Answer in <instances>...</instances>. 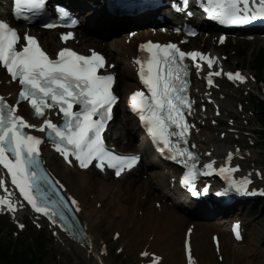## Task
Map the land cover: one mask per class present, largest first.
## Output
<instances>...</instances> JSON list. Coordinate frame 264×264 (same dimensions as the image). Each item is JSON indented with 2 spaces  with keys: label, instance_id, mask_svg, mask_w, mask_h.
Returning a JSON list of instances; mask_svg holds the SVG:
<instances>
[{
  "label": "snow or ice",
  "instance_id": "obj_1",
  "mask_svg": "<svg viewBox=\"0 0 264 264\" xmlns=\"http://www.w3.org/2000/svg\"><path fill=\"white\" fill-rule=\"evenodd\" d=\"M45 6L46 0H13V13L17 19L27 20L29 14H35ZM204 10L210 18L222 24H242L256 18L264 19V0H207ZM188 14L191 15L190 12ZM44 26L52 28L56 25L50 23ZM72 36L73 33L68 32L62 34L61 38L67 41ZM220 39L223 41L224 37ZM20 41L18 29L0 19V66L20 86L15 104L8 103L0 95V166L6 170L11 185L23 200L36 213L48 217L55 224L57 216L61 221H67L65 209L75 212L81 209L75 198L66 199L59 192L58 189H63L64 185L51 178L42 166V137L27 129L47 133L55 150L68 163H72L70 157H74L80 168L94 166L101 171L112 169L116 177L131 170L140 161V156L117 154L106 145L103 133L119 97L113 91L115 73L106 70L114 65H108L104 55L95 50L85 55L63 47L52 58L41 48L35 36L25 33L23 43ZM139 48L146 55L137 56L134 60L146 91L132 92L130 107L139 115L157 149L184 166L186 171L182 183L192 185L199 170L196 167L198 154L187 146L193 125L186 116L191 114L193 101L188 95L189 66L186 58L194 62L197 71L201 70L200 61L206 62L211 69L215 58L200 51H183L172 42L160 44L148 41ZM221 71L208 73L209 85L214 83L213 75L220 76ZM226 75L234 81L243 82L246 79L239 71L227 72ZM24 101L41 119L40 123H31L18 112ZM50 109H57V115L62 114L61 123L54 122L46 115ZM232 155L228 153L226 160L231 161ZM239 167L225 163L217 169L214 161L203 164V169L209 174L218 171L229 182V189L247 192L251 183L248 177L239 181L232 178ZM41 182L49 186L56 198L41 189ZM0 189L8 193L0 196V206L15 213L17 207L22 205L19 201H12L3 177H0ZM197 194L193 190V195ZM18 227L23 229L25 226L18 224ZM234 230L236 237L241 238L238 223ZM187 248L188 264H193L190 245ZM140 256L147 259V264H158L162 259L147 249L141 251Z\"/></svg>",
  "mask_w": 264,
  "mask_h": 264
},
{
  "label": "bare ground",
  "instance_id": "obj_2",
  "mask_svg": "<svg viewBox=\"0 0 264 264\" xmlns=\"http://www.w3.org/2000/svg\"><path fill=\"white\" fill-rule=\"evenodd\" d=\"M66 12H69L68 7H67ZM94 18L97 19L98 15H97V17H94ZM32 31H34V30H32ZM34 33L35 32H32V34H34ZM43 35H44V40L47 43L49 42L50 39L54 38L53 32H43ZM97 45H99V43H97ZM122 45H123L122 41L119 40L118 42H116V48H117L116 50L117 51H119V49L123 50L124 46H122ZM105 48L106 49L108 48V51L110 49L107 42H106ZM132 50H133L132 47H130V48L127 47V51H132ZM118 63L120 66V67L118 66L119 68L117 67L118 68L117 70L120 73L119 74V81L129 80V78L133 79L134 75L130 69L129 63L126 64V63H123L121 61H118ZM263 75H264V73H263ZM131 85H132L131 83L127 84V85H123V90L129 91L130 90L129 86H131ZM8 90H9V88H8ZM222 105L225 107L226 110H229L232 108L231 107L232 102H229L228 100L223 101ZM229 140H230V136H227L225 139V142H228ZM208 142H218V140L215 137L210 136L208 138ZM112 143H113V145H115V143L113 141H112ZM130 145L133 146V144H130ZM203 146L206 148L214 147V145L212 143H205ZM220 153H221V148H219L218 151L217 150L215 151V155H219ZM151 163H153V161L148 159L147 160V166H150ZM87 173H90V172H87ZM91 173L95 177L93 182H91L90 179L87 178L86 174H84L82 177H77L74 179L77 181L78 184L74 183L72 181V179L69 178L70 184L71 183L74 184V190L77 192L78 196L81 199L84 198L85 194L88 195L92 192V193H95L97 195L98 200H102V197L104 195H106L108 193L114 194L113 189L115 187H119L120 185L125 186V183H121V182L120 183L113 182L114 184H111L110 179H106L103 177L98 178L96 173H94V172H91ZM81 175H79V176H81ZM143 182L144 181L141 178L134 177L133 179L129 180L127 188L129 189L130 186L132 188L137 187V188H139L138 189L139 191H142L143 185L147 184V182H145V183H143ZM79 186H80V188H78ZM111 186H113V187H111ZM80 189H82L81 193L79 192ZM122 190H124V189H122ZM226 192H228V191H226ZM169 193H171V191H169L168 194ZM144 194L145 193H143V195ZM147 194L150 196L149 198H151L154 193L149 191ZM121 198H122V201L119 200V202L116 200V198L113 199L112 200L113 206L111 205L108 209L113 211L115 208L117 210V212L123 213V215H122L123 221H120L122 226H123L124 221H126V219L129 217L131 211L130 210H128V212L126 210L121 211L120 206H122V205L125 206L124 203H132L131 205L134 209L138 210L139 208H142L143 211L147 213V215L149 214L144 219V227L142 229L143 234H146L147 232L156 233V236L158 237V240L153 242V246L150 244L151 247L152 248L153 247L154 248L159 247L160 242L164 240L163 238H165V236L168 233H172L174 230H176V233H175L176 235H175L174 239H175V243L177 245L178 250H177L176 246H173L175 248V252H173L172 256H170L171 257L170 261L174 262V263H178V264L180 263V261H184V264H185V260L183 258V246H182L184 229L186 227L185 224L187 223L186 221L194 222V220L191 217L186 216L188 212L183 211L181 214L176 215L178 213L175 212L174 210H170L169 208H164V210L159 212L155 208L153 209L152 207H149V208L146 207L145 202H142V201H134L133 202L132 200L126 202L124 200H126L127 197L122 196ZM106 205L108 206L109 204H106ZM93 211H94V209H92L90 211V213H92ZM130 218L131 219H137L134 216H131ZM138 221H139V219H137V223H138ZM222 227L226 229L227 226H226V224H223ZM145 236H147V235H145ZM193 239H195V245H196L197 251H200L202 253V250L205 248V241L202 239V237L199 236V231H198V235H194ZM223 240H225V239H223ZM252 241L253 240L251 239V236H250L248 239V243H247L248 247L251 245ZM228 243L232 244L231 242H228ZM180 244L182 246V256H181V251H179ZM225 247H226V243H224V245L222 246L221 252L223 251V248H225ZM235 248H236V246L231 247V255L233 257H235L234 260L236 261L237 264H253V262L248 258V256L245 257V256H242L241 254L237 255ZM215 252L216 251H214V253ZM62 253H63V257H62L63 264H95L92 262H87L85 260V254L80 249H76L75 253H72V254L71 253L69 254L67 252H62ZM173 255H176V257H177L176 260H172ZM200 259L202 260L203 263L209 262L211 260L210 257L206 256L205 254H203V257H200ZM229 264H234V263L229 262Z\"/></svg>",
  "mask_w": 264,
  "mask_h": 264
},
{
  "label": "rangeland",
  "instance_id": "obj_3",
  "mask_svg": "<svg viewBox=\"0 0 264 264\" xmlns=\"http://www.w3.org/2000/svg\"><path fill=\"white\" fill-rule=\"evenodd\" d=\"M263 45H261L262 47ZM258 46H254L251 47L250 46V50L249 52L247 53L246 57L244 58V60L242 59H238L240 61V64H243V66H247L253 59V57L256 55V49H257ZM263 161H264V158H263ZM87 178L90 179L91 175L90 174H86ZM69 178L72 179V181L76 184L77 181L74 180L75 176L73 175H68L67 176V180L69 182ZM91 180V179H90ZM70 183V182H69ZM71 185L74 186L73 183H71ZM113 187V186H112ZM80 188V186L78 187ZM124 189V186L120 185L119 187H115L113 190L114 194L113 195H109L108 193V196H110L113 199L116 198V200L119 202L122 201V196L124 197H127L126 202L132 200L134 201V192H132L131 194L129 192L125 193L126 192V189ZM79 192L81 193L82 192V189L79 190ZM123 194V195H122ZM94 195H96L94 193ZM121 196V197H120ZM88 197V196H86ZM90 198V196H89ZM103 198H107V194L103 196ZM124 205L120 206V210L123 211V210H126L128 212V210H130V215H129V218L131 217L132 214L136 215V212H139V215H140V212L143 213L142 217L145 218L147 216V213L143 211L142 208H139L138 210L137 209H134L132 207V203H124ZM150 204H153L151 199H149L148 202L145 203V206L149 208ZM113 206L112 204V201H111V204H109L108 206H105L103 208V212L105 214H108L107 215V221L109 219H112L113 218V215L115 213H117L116 209L114 208V210H109L108 208L110 206ZM258 213L261 211V207L257 210ZM129 218L124 221V226L126 227V229L124 230V238H123V245L125 246L126 248V253L130 256H132V252L134 251L135 247L138 243H137V239L139 238V235L142 234L143 232L142 231H137L136 234H138L137 236H134V232H132L134 230V228H129ZM255 218V216H254ZM246 220L248 221V223L250 224V233L247 235V239L246 241L241 244V245H234L232 243V245H230L229 243L227 244L226 246V250L224 251V253H226V256H227V264H229V262H236L234 259L235 257H233L231 255V247L233 246H236V252H237V255L238 254H241L242 256H248V258L253 262V264H264V216L263 215H257V217L255 218L254 221H252L250 218H246ZM120 221H123V218L119 219L117 221V223L119 224ZM8 224H6L5 222H3V220H0V240H8V233H9V230H8ZM131 227H133L131 224H130ZM107 226L104 225V230H107ZM132 230V231H131ZM176 233V232H175ZM175 233H173L170 237V239H166L164 240L163 242H161L160 244V247L157 248L158 251H163L164 253H168L170 252L171 253V256H172V253L175 252V248L173 246H176L177 248V245L175 243ZM148 234V233H146ZM144 234V235H146ZM251 236V239L253 240L251 245L248 247L247 246V243H248V239L249 237ZM133 238V239H132ZM206 243V255L210 257L211 259V264H216V260L215 258L213 257V250L211 248V245L209 244V242H205ZM178 250V248H177ZM179 251H181V256H182V249H181V244H180V248H179ZM134 258L131 257L130 259V264L132 263L131 261L133 260ZM177 257L176 255H173L172 257V260H176ZM60 260H61V255L58 254V255H50V253L48 254H44V259H43V264H60ZM172 264H178V263H174V262H171ZM61 264H63V262H61ZM180 264H183V261L180 262ZM237 264V263H236Z\"/></svg>",
  "mask_w": 264,
  "mask_h": 264
},
{
  "label": "trees",
  "instance_id": "obj_4",
  "mask_svg": "<svg viewBox=\"0 0 264 264\" xmlns=\"http://www.w3.org/2000/svg\"><path fill=\"white\" fill-rule=\"evenodd\" d=\"M259 70L260 72L264 73V55H263V58H262V62L259 66ZM260 119L264 125V105L262 107V113H261V116H260ZM264 134V132H263ZM4 248H0V264H16L12 257L9 256V254H6L4 251H3Z\"/></svg>",
  "mask_w": 264,
  "mask_h": 264
}]
</instances>
